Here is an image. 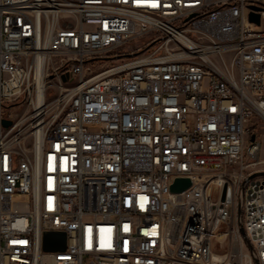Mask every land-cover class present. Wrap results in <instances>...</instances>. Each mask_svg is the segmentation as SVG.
<instances>
[{
  "label": "built area",
  "instance_id": "built-area-1",
  "mask_svg": "<svg viewBox=\"0 0 264 264\" xmlns=\"http://www.w3.org/2000/svg\"><path fill=\"white\" fill-rule=\"evenodd\" d=\"M256 117L264 0H0V264H264Z\"/></svg>",
  "mask_w": 264,
  "mask_h": 264
},
{
  "label": "water",
  "instance_id": "water-1",
  "mask_svg": "<svg viewBox=\"0 0 264 264\" xmlns=\"http://www.w3.org/2000/svg\"><path fill=\"white\" fill-rule=\"evenodd\" d=\"M250 20L256 24H260L259 15H250ZM3 125L9 127L11 121L4 120ZM252 141H255V137L252 138ZM192 185L189 179H177L171 187L172 192L181 193ZM67 238L66 234L63 232H47L44 235V250L45 251H63L66 249Z\"/></svg>",
  "mask_w": 264,
  "mask_h": 264
},
{
  "label": "rangeland",
  "instance_id": "rangeland-1",
  "mask_svg": "<svg viewBox=\"0 0 264 264\" xmlns=\"http://www.w3.org/2000/svg\"><path fill=\"white\" fill-rule=\"evenodd\" d=\"M253 134L256 135L257 140L261 142L260 158L264 161V120L260 118H254L252 121ZM250 143H252L250 141Z\"/></svg>",
  "mask_w": 264,
  "mask_h": 264
}]
</instances>
